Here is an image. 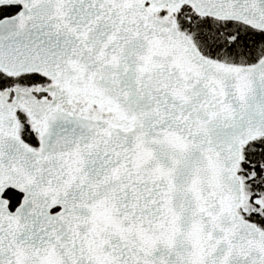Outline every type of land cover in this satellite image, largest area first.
<instances>
[{
    "label": "snow or ice",
    "instance_id": "1",
    "mask_svg": "<svg viewBox=\"0 0 264 264\" xmlns=\"http://www.w3.org/2000/svg\"><path fill=\"white\" fill-rule=\"evenodd\" d=\"M0 264H264V0H0Z\"/></svg>",
    "mask_w": 264,
    "mask_h": 264
}]
</instances>
